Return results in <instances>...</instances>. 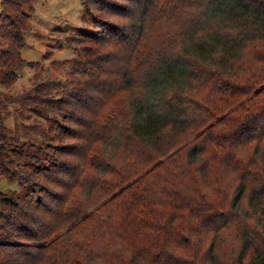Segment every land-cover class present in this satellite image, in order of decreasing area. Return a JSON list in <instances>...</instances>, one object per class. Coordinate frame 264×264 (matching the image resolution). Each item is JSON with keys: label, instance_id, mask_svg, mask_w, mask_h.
I'll return each mask as SVG.
<instances>
[{"label": "trees", "instance_id": "16d2710c", "mask_svg": "<svg viewBox=\"0 0 264 264\" xmlns=\"http://www.w3.org/2000/svg\"><path fill=\"white\" fill-rule=\"evenodd\" d=\"M36 2L0 0V88L36 69L59 124L9 147L0 115V264H264V0H80L63 81L21 55Z\"/></svg>", "mask_w": 264, "mask_h": 264}, {"label": "rangeland", "instance_id": "374dc122", "mask_svg": "<svg viewBox=\"0 0 264 264\" xmlns=\"http://www.w3.org/2000/svg\"><path fill=\"white\" fill-rule=\"evenodd\" d=\"M93 9L94 6L90 4L89 10L94 14ZM24 11L31 14L32 27L30 31L25 33V42L21 49L22 57L27 61L39 62L44 68L47 67V77L49 78L62 81L69 78L70 68L68 66L64 69H58L50 62L53 60H66L72 57V52L66 45L77 47V38L73 32L89 34L99 31L100 28L86 19L85 10L80 4V0H37L34 5L24 7ZM174 24L178 23L174 22ZM172 28H168V23L162 24L160 21H156L153 25V40L150 44H157L159 37H163L168 32L167 29L170 30ZM177 30L178 28H173V31L176 32ZM60 44H62L61 47L59 46ZM242 69L241 77L244 78L245 76L247 78L252 68L243 66ZM262 69L263 71L260 72L259 77L264 76V66ZM36 72V69H23L11 88L8 90L0 88V115L5 127L3 130L4 140L9 147L22 140L37 142L45 140L47 137L56 136V132L50 128L52 126L55 129L59 124L55 113L35 109L21 98L30 88V76ZM245 73L247 74L245 75ZM131 96V92H126L123 95L125 101H128ZM204 96L205 94H199V97ZM18 98L21 100H15ZM239 100L242 101V98ZM240 101L223 103L221 104L222 107L227 106L224 112L218 109L213 112H221L220 117L225 116L223 114H227L230 108L242 109L240 113H243L247 104L242 107ZM260 122L257 121L255 127H258ZM60 140L67 141L68 137ZM16 188L17 184L15 181H11L0 174V189ZM234 233V229L230 228L222 236L220 241L221 254L223 248L238 244Z\"/></svg>", "mask_w": 264, "mask_h": 264}]
</instances>
